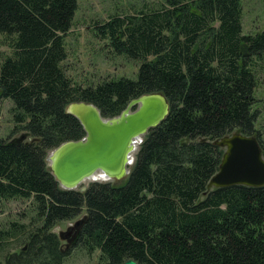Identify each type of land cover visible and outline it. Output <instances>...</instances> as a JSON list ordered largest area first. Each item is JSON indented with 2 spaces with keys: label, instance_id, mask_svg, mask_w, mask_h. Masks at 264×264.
<instances>
[{
  "label": "trees",
  "instance_id": "16d2710c",
  "mask_svg": "<svg viewBox=\"0 0 264 264\" xmlns=\"http://www.w3.org/2000/svg\"><path fill=\"white\" fill-rule=\"evenodd\" d=\"M77 8L78 0H0L11 49L0 100L12 101L14 124L0 138V200L27 201L34 213L0 229V264H65L71 249L98 252V264H264V186L207 190L223 155L214 140L253 136L264 157L255 98L264 30L243 34L242 0L143 4L96 27L114 55L138 63L136 79L84 84L63 65ZM151 93L169 112L143 136L126 178L62 189L46 157L85 135L67 106L91 103L112 118ZM75 219L66 250L53 229Z\"/></svg>",
  "mask_w": 264,
  "mask_h": 264
},
{
  "label": "water",
  "instance_id": "95a60500",
  "mask_svg": "<svg viewBox=\"0 0 264 264\" xmlns=\"http://www.w3.org/2000/svg\"><path fill=\"white\" fill-rule=\"evenodd\" d=\"M66 112L79 121L85 135L51 150L46 161L62 189L84 191L86 183L120 180L129 174L143 136L166 118L169 104L162 94L151 93L131 100L112 118L103 117L95 105L85 102L69 104ZM214 144L223 148V155L207 190L264 186V157L255 137L234 132ZM97 176L103 179L96 180ZM123 264L139 263L128 259Z\"/></svg>",
  "mask_w": 264,
  "mask_h": 264
},
{
  "label": "rangeland",
  "instance_id": "374dc122",
  "mask_svg": "<svg viewBox=\"0 0 264 264\" xmlns=\"http://www.w3.org/2000/svg\"><path fill=\"white\" fill-rule=\"evenodd\" d=\"M160 1L78 0V8L74 15L72 27L65 39L68 56L63 65L66 73L74 81L84 84H95L105 78L127 77L136 79L138 63L124 56L114 55L107 46L108 41L102 40L97 35L96 27L106 22L112 15L132 13L133 10L138 9L143 4L155 6ZM262 30H264V0H242L243 34ZM3 36L0 33V62L3 56L11 53V49L4 41ZM255 98L256 107L260 114L256 128L264 134V66L258 75ZM12 106L13 103L10 99L0 100V138L8 137L13 129L14 124L10 112ZM125 178L110 182L118 184ZM89 183L84 185L87 186ZM33 214L27 201L0 200V229L8 227L11 222L29 223ZM83 215L84 213L81 216ZM81 216L77 219L79 220ZM77 219L62 222L53 229L59 235L62 246H66V250L71 245V234L68 238L65 236L75 225ZM11 249H13V245L10 246L9 250ZM97 260L98 252L92 256H87L79 250L71 249V255L66 259L65 264H98Z\"/></svg>",
  "mask_w": 264,
  "mask_h": 264
},
{
  "label": "bare ground",
  "instance_id": "6f19581e",
  "mask_svg": "<svg viewBox=\"0 0 264 264\" xmlns=\"http://www.w3.org/2000/svg\"><path fill=\"white\" fill-rule=\"evenodd\" d=\"M101 179H103L101 176L96 177V180H101Z\"/></svg>",
  "mask_w": 264,
  "mask_h": 264
}]
</instances>
